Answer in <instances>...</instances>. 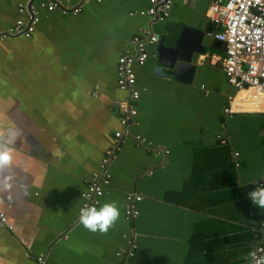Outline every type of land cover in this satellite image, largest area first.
I'll return each instance as SVG.
<instances>
[{"label":"crops","instance_id":"1","mask_svg":"<svg viewBox=\"0 0 264 264\" xmlns=\"http://www.w3.org/2000/svg\"><path fill=\"white\" fill-rule=\"evenodd\" d=\"M47 1L0 0V34L27 18L19 6L40 16L30 38L0 44V151L11 157L0 166V213L11 227L0 222V264H36L37 255L46 264H116L132 242L135 256L123 264H247L264 241V209L247 197L264 174V97L227 82L211 0H173L164 22L137 14L149 0H71L82 3L77 15L49 12ZM184 27L203 34L205 52H192L186 83L154 75L158 43L135 65L138 113L99 205L115 201L120 216L92 233L79 222L80 194L122 130L118 57L134 53V36L174 46ZM147 142L169 154L155 156ZM130 193L141 200L128 221Z\"/></svg>","mask_w":264,"mask_h":264},{"label":"built area","instance_id":"2","mask_svg":"<svg viewBox=\"0 0 264 264\" xmlns=\"http://www.w3.org/2000/svg\"><path fill=\"white\" fill-rule=\"evenodd\" d=\"M70 2L71 0H50L42 6L49 12L60 10L63 14H79L82 11V3L71 6ZM148 2V7L139 10L138 15L153 18L157 22H164L168 19L173 0H149ZM24 10L27 11V18L17 20L13 27L1 33L0 44L4 39L10 37L19 36L28 39L34 34L39 23V11L34 6H19V11ZM207 13L212 24L218 29L214 35L216 41L224 46L221 66L227 82L239 92L251 90L264 97V0H211ZM157 42L158 38L153 34L148 37L146 35L134 36L131 39L134 53H126L118 57L116 84L121 91L127 93L125 101L117 106L119 125L122 130L114 132L115 144L103 153L99 171L92 173L87 180L85 189L80 194L78 215H80L81 209L91 206L99 208L104 190L110 185L109 166L117 157L120 141L127 134L129 123L138 113L135 103L140 94L135 89L136 72L134 67L145 64L150 55L149 48ZM235 98H228L229 105L223 109L225 115L231 116L234 113ZM218 138L221 144L227 143L228 138L221 134L218 135ZM135 140L142 141V138L140 135H136ZM147 146L152 149L155 156L169 154L168 149L154 146L151 142H147ZM238 156L239 154L235 152L234 157ZM234 166L238 168L239 163L235 161ZM260 187H264V174L260 181L253 184L252 190ZM140 200L141 197L134 193L126 195V220L129 221L137 216L138 212L133 208L132 202ZM0 222L3 226H7L3 213H0ZM261 227L264 236V216ZM135 248L136 245L132 242L125 251L119 250L116 253L119 261L116 264H123L125 259L133 258ZM35 263L46 264L45 256L37 255ZM247 264H264V241L254 247Z\"/></svg>","mask_w":264,"mask_h":264},{"label":"water","instance_id":"3","mask_svg":"<svg viewBox=\"0 0 264 264\" xmlns=\"http://www.w3.org/2000/svg\"><path fill=\"white\" fill-rule=\"evenodd\" d=\"M202 37L201 32L184 27L174 46H168L164 43L163 38L157 35L158 47L156 54H158V65L155 67L154 75L161 78H175L184 83L189 82V75L185 73V70L193 68L190 63L192 52L198 54L205 52L206 48L201 43ZM178 61L179 63H177Z\"/></svg>","mask_w":264,"mask_h":264},{"label":"clouds","instance_id":"4","mask_svg":"<svg viewBox=\"0 0 264 264\" xmlns=\"http://www.w3.org/2000/svg\"><path fill=\"white\" fill-rule=\"evenodd\" d=\"M8 151H0V166L10 162ZM247 197L259 209H264V187L253 189ZM120 211L115 201L102 204L99 209L95 206L81 209L79 222L92 233L105 234L119 219Z\"/></svg>","mask_w":264,"mask_h":264},{"label":"trees","instance_id":"5","mask_svg":"<svg viewBox=\"0 0 264 264\" xmlns=\"http://www.w3.org/2000/svg\"><path fill=\"white\" fill-rule=\"evenodd\" d=\"M90 177V176H89Z\"/></svg>","mask_w":264,"mask_h":264}]
</instances>
